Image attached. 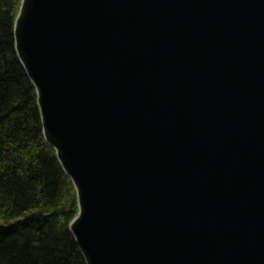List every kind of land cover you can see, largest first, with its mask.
I'll return each instance as SVG.
<instances>
[{
  "label": "water",
  "instance_id": "1",
  "mask_svg": "<svg viewBox=\"0 0 264 264\" xmlns=\"http://www.w3.org/2000/svg\"><path fill=\"white\" fill-rule=\"evenodd\" d=\"M20 3L86 264H264V0Z\"/></svg>",
  "mask_w": 264,
  "mask_h": 264
},
{
  "label": "trees",
  "instance_id": "2",
  "mask_svg": "<svg viewBox=\"0 0 264 264\" xmlns=\"http://www.w3.org/2000/svg\"><path fill=\"white\" fill-rule=\"evenodd\" d=\"M21 0H0V264H86L70 229L78 199L43 135L15 48Z\"/></svg>",
  "mask_w": 264,
  "mask_h": 264
}]
</instances>
